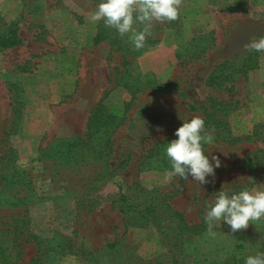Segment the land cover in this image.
<instances>
[{
  "label": "rangeland",
  "instance_id": "1",
  "mask_svg": "<svg viewBox=\"0 0 264 264\" xmlns=\"http://www.w3.org/2000/svg\"><path fill=\"white\" fill-rule=\"evenodd\" d=\"M97 2L0 0L22 38L0 48V228L22 231L18 263L244 264L264 251V218L235 232L216 221L212 235L204 215L222 187H264V51L245 47L264 36V0H181L178 18L154 21L141 49L111 27L117 42H94ZM100 102L121 118L109 146L97 136L73 144L87 140ZM193 115L205 120L206 153L221 161L203 185L166 178L167 141ZM70 147L97 155L92 166L106 160L107 179L89 193L68 188L74 169L51 168ZM121 193L164 229L126 223ZM173 211L199 228L177 234ZM163 230L176 233L169 244ZM34 235L51 239L49 257Z\"/></svg>",
  "mask_w": 264,
  "mask_h": 264
},
{
  "label": "clouds",
  "instance_id": "2",
  "mask_svg": "<svg viewBox=\"0 0 264 264\" xmlns=\"http://www.w3.org/2000/svg\"><path fill=\"white\" fill-rule=\"evenodd\" d=\"M181 0H98L95 10L89 15L93 23H103L114 28L121 36H127L136 49L145 46L152 34L154 21H172L180 14ZM246 48L264 51V36L250 40ZM175 129V138L167 141L166 156L171 168L166 178L179 176L192 178L200 185L210 183L215 169L220 167L218 156L206 153L204 144L205 120L193 115L182 119ZM211 139V137H207ZM211 156V158H210ZM213 201L207 204L204 220L210 234L215 235L216 221H223L232 232L247 228L249 222L264 218V187H244L239 190L221 188ZM244 264H264V251H256L244 257Z\"/></svg>",
  "mask_w": 264,
  "mask_h": 264
},
{
  "label": "trees",
  "instance_id": "3",
  "mask_svg": "<svg viewBox=\"0 0 264 264\" xmlns=\"http://www.w3.org/2000/svg\"><path fill=\"white\" fill-rule=\"evenodd\" d=\"M110 30L111 29H109L108 26H106L101 20L98 31L94 37V42L99 43L106 39H110L112 42H117L116 31L113 32L112 30ZM80 37L81 36H79L78 33L75 36L74 40L78 44H83L84 39H80ZM21 42L22 38L19 33L18 23L15 20L10 22L6 21L0 14V48L4 49L12 47L20 44ZM74 71L75 68L71 67L70 73H73ZM213 104H216L215 101L213 102ZM210 116H212V114L208 113V117ZM120 120L121 118L119 116L112 112H109L104 103L100 102L89 117V130L87 134V140H82L77 137L73 144H79L81 146L85 144L84 142L89 143L90 141L88 140L92 141L93 137L97 136V138L102 139L108 147L111 141V135L114 131V127L119 125ZM210 122V120H206V123L210 124ZM62 144L68 145V143L64 141L62 142ZM63 152H65L64 155L62 154L60 157H58L56 159V162L51 165V168H63L64 171H68L71 169L75 170L76 175L80 176V178L78 179V181L68 186L69 189H83L82 194L89 193L90 191L98 187V185H100L102 181H105L107 179V172L109 169L106 165V160L104 159V157H99L102 161H100L101 163H99L98 166H92L91 164L96 163L97 160V155H93L92 152L87 153L83 150L80 155L78 153L75 154L73 147H70L68 150H65ZM254 154L257 155L258 152ZM118 203L120 205V211L126 218V223L140 226V221L144 220L145 222L154 223L160 229L164 227L161 223V219L157 215L146 212L142 202L132 201L126 194L121 193L120 198L118 199ZM173 216L174 221H177L178 223L177 234L181 233L183 229L192 231L199 228V225L189 224L185 220L184 215L179 211H173ZM18 229L19 228H15V231L10 232L8 230L3 231V228H0V234L1 232L3 233L2 240L4 243L0 245V264H19V255L17 249L21 245L22 240H20V233H22V231H20L19 233ZM169 230H163L162 232H160L164 235L163 239L165 244H169L171 242V238L175 239L176 237V233H170ZM25 238L26 240H29L28 237ZM34 239L40 246L42 256L49 257L52 254L53 248L52 245H48L47 247L46 244H48L51 239L49 237H39V235H34ZM69 250H72L71 247ZM53 262L54 261H51L49 263L53 264ZM174 264H179V260L175 259Z\"/></svg>",
  "mask_w": 264,
  "mask_h": 264
}]
</instances>
